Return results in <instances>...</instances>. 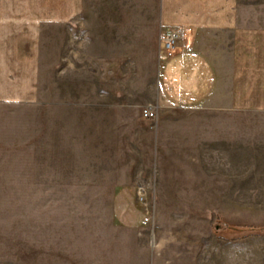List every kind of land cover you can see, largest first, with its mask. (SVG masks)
<instances>
[{"label": "rangeland", "instance_id": "374dc122", "mask_svg": "<svg viewBox=\"0 0 264 264\" xmlns=\"http://www.w3.org/2000/svg\"><path fill=\"white\" fill-rule=\"evenodd\" d=\"M145 1L85 0L84 59L77 60L75 33L62 35L63 47L59 38V48L44 51L42 93L51 89L54 106H78V114L54 109L51 117L78 118L73 136L84 161L80 173H72L75 163L59 160L32 163L39 173H14L16 149L4 148L0 252L31 249L39 264H151L157 254L172 264H264V173H156L159 35L152 0ZM126 11L129 19L118 16ZM61 55L65 74H50ZM148 108L155 116L146 119ZM170 115L181 128L176 134L187 136L190 114ZM36 117L45 120L26 115ZM244 120L264 122V116ZM168 127L169 138L174 126ZM72 132L54 130V154ZM246 134L258 131L249 127ZM17 139L6 129L7 142ZM254 164L262 163L246 162Z\"/></svg>", "mask_w": 264, "mask_h": 264}, {"label": "crops", "instance_id": "0c3cea01", "mask_svg": "<svg viewBox=\"0 0 264 264\" xmlns=\"http://www.w3.org/2000/svg\"><path fill=\"white\" fill-rule=\"evenodd\" d=\"M152 11L159 35L157 95L162 99V108L156 109V173H264V122L244 120L245 114L264 116V0H152ZM88 13L85 0H0V163L7 160L4 148L13 146L14 173H39L32 163L53 160L73 162L72 173H80L84 150L78 133L73 136L78 118L74 122L68 116L64 123L51 117L54 109L78 114V106L52 105L51 89L43 95L42 57L49 48H59V38L64 46L62 35L75 33L77 60H83ZM145 13L142 8L141 18ZM118 16L129 19L130 13ZM177 27L187 35L178 53L166 59L161 36ZM63 60L61 55L51 62L49 73L63 76L64 68H58ZM178 111L190 114L187 136L176 134L181 128L170 114ZM11 114L21 116L6 117ZM27 114H45V120ZM214 114L221 115L217 121ZM166 124L174 126L169 138L163 135ZM249 127L258 134L249 137ZM6 129L18 139L7 142ZM65 129L73 131L72 138L63 139L54 154V130ZM160 256L153 255L151 264H172L160 262ZM1 258L0 264H39L31 249L0 252Z\"/></svg>", "mask_w": 264, "mask_h": 264}, {"label": "built area", "instance_id": "2783aa9c", "mask_svg": "<svg viewBox=\"0 0 264 264\" xmlns=\"http://www.w3.org/2000/svg\"><path fill=\"white\" fill-rule=\"evenodd\" d=\"M187 35V31L182 27L173 28L165 32L161 36V52L164 58H173L180 49L181 39ZM144 116L152 118L155 116V111L152 109H145Z\"/></svg>", "mask_w": 264, "mask_h": 264}, {"label": "trees", "instance_id": "16d2710c", "mask_svg": "<svg viewBox=\"0 0 264 264\" xmlns=\"http://www.w3.org/2000/svg\"><path fill=\"white\" fill-rule=\"evenodd\" d=\"M261 227H259V228H255V229H260ZM262 229V228H261Z\"/></svg>", "mask_w": 264, "mask_h": 264}]
</instances>
